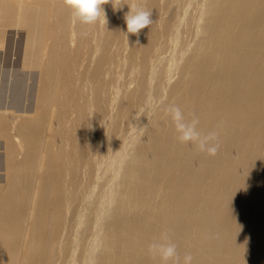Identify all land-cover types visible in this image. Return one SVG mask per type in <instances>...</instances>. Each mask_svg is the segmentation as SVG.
<instances>
[{
	"label": "bare ground",
	"instance_id": "obj_1",
	"mask_svg": "<svg viewBox=\"0 0 264 264\" xmlns=\"http://www.w3.org/2000/svg\"><path fill=\"white\" fill-rule=\"evenodd\" d=\"M137 2L153 23L126 34L127 4L85 25L0 0V264H163L164 232L192 264H264V0ZM171 104L223 122L216 156Z\"/></svg>",
	"mask_w": 264,
	"mask_h": 264
},
{
	"label": "clouds",
	"instance_id": "obj_2",
	"mask_svg": "<svg viewBox=\"0 0 264 264\" xmlns=\"http://www.w3.org/2000/svg\"><path fill=\"white\" fill-rule=\"evenodd\" d=\"M65 4L72 10V17L85 25L103 23L107 25V19L103 5L108 4L110 0H64ZM113 8H122L128 5L129 11L125 14L126 34H139V32L149 27L152 23V10L146 8L142 3L137 2L129 4L128 0H111ZM81 35L86 36L83 32ZM155 105L153 109H155ZM171 117L175 131L178 134L177 139L184 144H190L199 152L207 153L210 156H216L220 150L219 129L223 127L221 121L216 129L203 132L199 128L200 120L195 113L187 116L177 105L171 104L164 109ZM219 233H208L206 239H218ZM148 252L153 258H159L163 264H192L191 254H185L181 257L178 246L172 242L166 232L161 233L159 239H154L148 245Z\"/></svg>",
	"mask_w": 264,
	"mask_h": 264
}]
</instances>
